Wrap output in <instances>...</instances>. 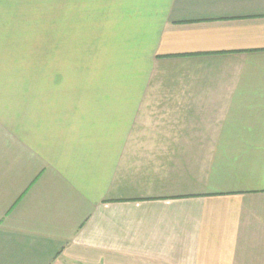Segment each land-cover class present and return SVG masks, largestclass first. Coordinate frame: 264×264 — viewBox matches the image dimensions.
Returning <instances> with one entry per match:
<instances>
[{
    "label": "crops",
    "instance_id": "crops-1",
    "mask_svg": "<svg viewBox=\"0 0 264 264\" xmlns=\"http://www.w3.org/2000/svg\"><path fill=\"white\" fill-rule=\"evenodd\" d=\"M0 264H264V0H0Z\"/></svg>",
    "mask_w": 264,
    "mask_h": 264
}]
</instances>
